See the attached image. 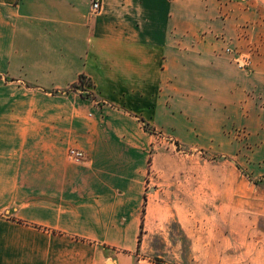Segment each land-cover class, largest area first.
<instances>
[{
    "label": "crops",
    "instance_id": "0c3cea01",
    "mask_svg": "<svg viewBox=\"0 0 264 264\" xmlns=\"http://www.w3.org/2000/svg\"><path fill=\"white\" fill-rule=\"evenodd\" d=\"M243 32L264 40V0H0V264H264V240L201 249L143 128L168 129L178 86L264 85Z\"/></svg>",
    "mask_w": 264,
    "mask_h": 264
},
{
    "label": "rangeland",
    "instance_id": "374dc122",
    "mask_svg": "<svg viewBox=\"0 0 264 264\" xmlns=\"http://www.w3.org/2000/svg\"><path fill=\"white\" fill-rule=\"evenodd\" d=\"M255 35L243 32L246 42L233 44L236 50L245 47L247 52L237 51L235 60L247 69L264 42ZM90 84L83 80L79 91L90 90ZM178 91L176 105L169 103L177 116L167 130L143 124L163 151L162 170L153 172V185L170 191L169 203L194 206L195 212L185 215L198 218L201 249L212 238L231 239L236 247L262 242L264 85L185 84ZM166 171L176 177H167Z\"/></svg>",
    "mask_w": 264,
    "mask_h": 264
},
{
    "label": "built area",
    "instance_id": "2783aa9c",
    "mask_svg": "<svg viewBox=\"0 0 264 264\" xmlns=\"http://www.w3.org/2000/svg\"><path fill=\"white\" fill-rule=\"evenodd\" d=\"M103 0H92V11L98 13L101 11ZM69 156L73 162L81 163L86 160V154L80 149L73 148L69 152Z\"/></svg>",
    "mask_w": 264,
    "mask_h": 264
},
{
    "label": "trees",
    "instance_id": "16d2710c",
    "mask_svg": "<svg viewBox=\"0 0 264 264\" xmlns=\"http://www.w3.org/2000/svg\"><path fill=\"white\" fill-rule=\"evenodd\" d=\"M86 78H85V76H81L80 77V79H79V82L77 83V84H74L70 89H74V90H78L79 89V85L83 82V80H85ZM67 91H69V90H67ZM141 228H142V230H143V228H144V222H142V224H141ZM142 242V237H140V239H139V243H141ZM157 262L158 263H161V261L160 260H157Z\"/></svg>",
    "mask_w": 264,
    "mask_h": 264
}]
</instances>
